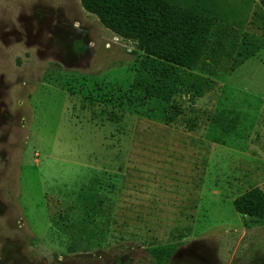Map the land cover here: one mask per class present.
<instances>
[{
	"label": "rangeland",
	"instance_id": "1",
	"mask_svg": "<svg viewBox=\"0 0 264 264\" xmlns=\"http://www.w3.org/2000/svg\"><path fill=\"white\" fill-rule=\"evenodd\" d=\"M214 1L245 28L212 23L192 69L212 90L167 103L82 0H0V264H264L234 207L264 191V0Z\"/></svg>",
	"mask_w": 264,
	"mask_h": 264
},
{
	"label": "trees",
	"instance_id": "2",
	"mask_svg": "<svg viewBox=\"0 0 264 264\" xmlns=\"http://www.w3.org/2000/svg\"><path fill=\"white\" fill-rule=\"evenodd\" d=\"M82 4L100 18L104 27L135 42L144 52L132 90L167 103L183 93L202 98L212 90V79L192 70L201 56L202 33L215 22L245 28L249 17V11L224 10V5L214 0H82ZM256 46L244 36L234 68L254 56L259 50ZM168 111L167 117L173 122L182 108L171 103ZM234 207L239 214L264 223L262 189L242 194L235 199ZM155 263L160 264L157 260Z\"/></svg>",
	"mask_w": 264,
	"mask_h": 264
}]
</instances>
